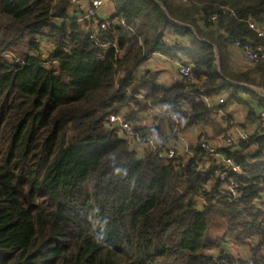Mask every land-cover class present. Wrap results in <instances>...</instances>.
<instances>
[{
	"label": "trees",
	"instance_id": "1",
	"mask_svg": "<svg viewBox=\"0 0 264 264\" xmlns=\"http://www.w3.org/2000/svg\"><path fill=\"white\" fill-rule=\"evenodd\" d=\"M71 1L0 0V264H246L209 236L213 207L224 234L264 264L259 126L233 151L220 149L242 169L239 201L222 191L213 165L195 170L200 150L176 164L132 150L106 127L111 114L133 122L149 105L180 111L186 103L185 127L223 134L198 87L243 105L248 95L258 107L247 119L258 123L264 97L245 85L264 92V65L234 71L229 49L261 42L246 22H264V0H106L112 10L98 42L86 29L99 20L79 22L84 12L71 13ZM111 44L117 48L102 46ZM153 54L186 56L196 83L158 84L142 70ZM137 92L146 99L136 101Z\"/></svg>",
	"mask_w": 264,
	"mask_h": 264
},
{
	"label": "built area",
	"instance_id": "2",
	"mask_svg": "<svg viewBox=\"0 0 264 264\" xmlns=\"http://www.w3.org/2000/svg\"><path fill=\"white\" fill-rule=\"evenodd\" d=\"M105 1L106 0H72L70 2L75 9L76 7H79L84 12L82 16L80 15L78 17L79 22L90 21L92 19H98L100 21L99 26V21H95L94 26L96 27L86 29L89 39L94 42L99 41V32L105 31L109 25L106 15L102 12ZM178 1L180 4L188 3V0ZM210 21L215 22L216 15H213L210 18ZM246 24L248 28L255 33V37L261 42L244 39L235 41L233 46L240 51L241 56L248 64H250V66L264 65V27L260 26V24L253 19H248ZM165 41L167 42L169 39L166 38ZM49 45V48H46L47 50L52 49L53 47L52 43H49ZM102 46L103 48H117L116 44ZM44 50L41 54L42 58L46 56V52ZM158 55L159 54H153L152 56ZM176 70L180 82H182L185 87L189 88L196 83L192 73V64L190 61L186 60L182 63L177 62ZM259 93L262 97H264V92L260 90ZM197 94L205 108L210 110L211 119L220 122L222 121L223 123L227 120L228 115L223 110V105L226 103L223 96H217V98H215L212 95L207 94L203 87L197 88ZM145 97L146 94L143 92H137L134 96L138 102L145 100ZM180 109V111H171L161 105H149L144 112L139 114L138 119L133 122L128 120L126 112H119L108 116L106 127L107 129L113 130L118 138L127 141L132 150H138L141 153L144 151H153L154 153L156 152L160 158L164 160H172L176 164L184 163L189 159H192L195 152L200 150L202 157L195 161V170L197 172L205 171L213 165V175L221 182L220 188L222 191L226 193L231 201H239L240 185L236 180V176L243 173L242 169L240 165H238L225 152L220 151V149L233 151L239 142H246L249 139L250 134L238 125H234L229 129H226L221 135L220 140L222 145L218 148L209 141V138L203 129L205 126L185 127V113L188 112L189 108L186 103H183ZM257 117L258 126L261 129V135H264V109L258 111ZM148 118L152 120L153 127L157 126L160 120H165L168 124L166 137L169 142L160 150H158V141L154 136L139 135L133 131V126L144 125L146 122L145 120ZM191 132L196 136L194 142L190 139ZM262 159L264 160V151L262 153ZM249 243L252 245L254 244L253 240ZM214 255L216 256V253ZM245 262L246 264H254L252 256L246 258Z\"/></svg>",
	"mask_w": 264,
	"mask_h": 264
},
{
	"label": "crops",
	"instance_id": "3",
	"mask_svg": "<svg viewBox=\"0 0 264 264\" xmlns=\"http://www.w3.org/2000/svg\"><path fill=\"white\" fill-rule=\"evenodd\" d=\"M111 7L112 6L107 2L102 8V12L104 14H111V10H112ZM69 11L72 13L73 11H75V7L71 5ZM259 24L260 26L264 27V22ZM42 46L44 49H46L49 48L50 45L48 42L43 41ZM229 50H230L229 67L232 70L237 71L239 73L251 70L252 66H250V64L246 62V60L241 56L240 51L235 46L232 45ZM186 60L189 61L186 56H183L181 54H178L175 57L167 56V55L152 56L148 63H144V65L142 66V70L144 72L147 70L153 71L156 74L155 78L158 84L165 87H171L176 83H180V79L176 70L177 62L182 63L183 61ZM245 86L253 91H256L257 93H259L260 91V89H257L256 87L247 86V85ZM212 96L215 98H217V96H223L225 98L226 103L223 105V110L228 115V118L224 123L222 121L220 122L212 119L214 121L213 122L214 125H216L217 127L219 126L223 127L224 131L234 125H238L240 128L247 131L250 135H252L255 131H257L258 128L257 121L250 120V118L252 119L251 116L249 119H247L249 108L252 107V109H254L258 107L256 100L242 93L241 96L246 100V103L243 105L235 100L227 101L228 98H227V93L225 91H221L217 94H213ZM259 109L262 110L264 109V107H259L256 110V113L257 111H259ZM145 121H146L145 124L141 125V127H146V126L150 127L153 133L151 136H154L156 138L158 144L160 141H162V139H167L166 144L169 142L168 138L166 137V130L168 124L165 120H160L158 125L155 127H153L151 119L148 118ZM203 129L205 130V133L207 134L209 141L214 146L218 148L221 147L222 142L220 140V137L222 134L213 137L214 127H211L210 125H206L205 128ZM190 139L192 142H194L196 139L195 134L192 132L190 134ZM220 210L221 209L218 207H213V213L210 214L208 221L209 236L212 239L218 241L225 240L224 247L230 254H232V256L242 259L248 258V255L250 253L249 247L247 245L234 244L230 240V238L224 234L225 226L220 224L221 223L220 220L222 219L219 215Z\"/></svg>",
	"mask_w": 264,
	"mask_h": 264
},
{
	"label": "rangeland",
	"instance_id": "4",
	"mask_svg": "<svg viewBox=\"0 0 264 264\" xmlns=\"http://www.w3.org/2000/svg\"><path fill=\"white\" fill-rule=\"evenodd\" d=\"M150 58H151V57H150ZM150 58L147 60V62H146V63H148V62H149Z\"/></svg>",
	"mask_w": 264,
	"mask_h": 264
}]
</instances>
